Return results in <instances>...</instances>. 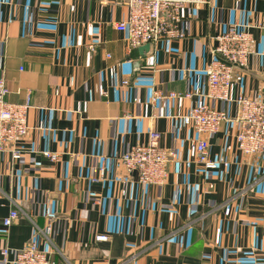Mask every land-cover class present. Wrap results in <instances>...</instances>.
I'll return each mask as SVG.
<instances>
[{
  "label": "crops",
  "instance_id": "0c3cea01",
  "mask_svg": "<svg viewBox=\"0 0 264 264\" xmlns=\"http://www.w3.org/2000/svg\"><path fill=\"white\" fill-rule=\"evenodd\" d=\"M181 14V37L129 51L117 28L124 0H0V80L9 103L31 104L22 158L0 154V264L2 249L30 242L52 264H264V156L239 152L235 122L202 137L184 123L204 103L236 118L235 103L206 98L205 73L214 37L233 25L250 29L253 55L231 96L264 100V0ZM152 131L175 154L163 187L136 184L120 165ZM201 138L214 171L197 161Z\"/></svg>",
  "mask_w": 264,
  "mask_h": 264
},
{
  "label": "built area",
  "instance_id": "2783aa9c",
  "mask_svg": "<svg viewBox=\"0 0 264 264\" xmlns=\"http://www.w3.org/2000/svg\"><path fill=\"white\" fill-rule=\"evenodd\" d=\"M129 9L128 19L117 25L127 34L129 51L145 45H156L161 40L181 37L179 24L182 9L188 5H208L210 0H124ZM249 28L241 24L233 25L219 33L212 50V60L205 73L208 79L207 99L222 103H235L237 116L232 119L227 112L214 109L206 103L191 110L184 123L192 127L197 135L213 136L220 131L224 123L235 122L239 126L236 137L239 152L248 158L264 156V100H254L239 96L233 99V75L236 69L248 66L253 52V37ZM124 82V85H128ZM10 94L4 80H0V154H11L14 161L22 158L17 147L29 133L27 117L31 109L30 96L25 104H11L7 101ZM181 96L172 94L170 98ZM189 97V96H188ZM163 135L157 131L149 133L146 145H137L120 158V165L129 175H135L132 181L146 187H163L168 180L167 168L174 160L172 150L161 146ZM197 161L207 171L218 169L219 163L212 159L210 145L205 139L194 143ZM51 162H58L59 155L44 153ZM99 177L105 178V169H99ZM126 195V191H122ZM20 217L17 211L11 212L3 225L9 228ZM106 237H97V241H106ZM2 264H52L50 255L42 251L38 244L30 242L23 249L13 251L2 249ZM131 260V259H130Z\"/></svg>",
  "mask_w": 264,
  "mask_h": 264
},
{
  "label": "water",
  "instance_id": "95a60500",
  "mask_svg": "<svg viewBox=\"0 0 264 264\" xmlns=\"http://www.w3.org/2000/svg\"><path fill=\"white\" fill-rule=\"evenodd\" d=\"M149 47H150V45H145L144 50H147Z\"/></svg>",
  "mask_w": 264,
  "mask_h": 264
}]
</instances>
